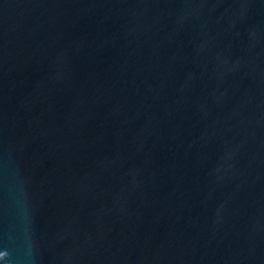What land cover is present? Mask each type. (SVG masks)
Returning <instances> with one entry per match:
<instances>
[{"label": "water", "instance_id": "water-1", "mask_svg": "<svg viewBox=\"0 0 264 264\" xmlns=\"http://www.w3.org/2000/svg\"><path fill=\"white\" fill-rule=\"evenodd\" d=\"M0 264H264V0H0Z\"/></svg>", "mask_w": 264, "mask_h": 264}]
</instances>
